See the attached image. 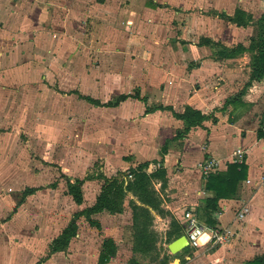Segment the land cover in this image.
<instances>
[{"label":"crops","instance_id":"0c3cea01","mask_svg":"<svg viewBox=\"0 0 264 264\" xmlns=\"http://www.w3.org/2000/svg\"><path fill=\"white\" fill-rule=\"evenodd\" d=\"M263 53L264 0H0V264H99L105 239L116 253L104 264H264ZM186 108L205 119L183 133L174 114ZM210 159L213 176L246 168L214 210ZM144 163L166 173L147 239L127 193L121 213L79 215L67 248L49 253L103 178L131 180ZM67 180L82 181L80 205ZM187 208L227 239L206 231L198 250L170 252Z\"/></svg>","mask_w":264,"mask_h":264},{"label":"trees","instance_id":"16d2710c","mask_svg":"<svg viewBox=\"0 0 264 264\" xmlns=\"http://www.w3.org/2000/svg\"><path fill=\"white\" fill-rule=\"evenodd\" d=\"M264 75V53L260 54L255 67V78L260 79ZM176 118L182 120L185 123L183 133L188 132L192 127L199 126L205 119V116L201 115L197 111H193L190 108H186L182 114H174ZM147 163L140 164L136 168L129 171L131 180H128L127 176L121 175V179L103 178V185L101 192L96 199L95 204L86 209L80 214H76L73 220L69 223L67 228L63 230L60 236L53 240L49 253H56L63 251L67 248L69 240L76 233V218L79 215H85L89 218L93 214L101 213L103 211L110 214H119L123 211V201L127 193H131L137 201L141 204H132V222L135 229V237H141L147 239V225L151 218L149 214V208L157 209L159 206L158 196L153 188V181L160 180L164 184L166 173L164 170L159 169L151 174L146 173ZM246 168L238 164H231L227 166L224 173H218L217 175H209L206 179V189L215 193V198L206 200V206L208 209L214 210L217 205L218 199H231L235 193L236 185L239 180L244 177ZM67 194L72 197L75 204L80 205L83 201L82 197V181L80 180H67ZM28 190L27 192H29ZM91 226H95L99 229L97 221L88 219ZM208 226V225H206ZM210 228H216L208 226ZM147 235V236H145ZM148 251L149 245L146 244L144 248ZM116 253V247L111 239H105L103 241L102 252L99 257V264H104L114 257Z\"/></svg>","mask_w":264,"mask_h":264},{"label":"built area","instance_id":"2783aa9c","mask_svg":"<svg viewBox=\"0 0 264 264\" xmlns=\"http://www.w3.org/2000/svg\"><path fill=\"white\" fill-rule=\"evenodd\" d=\"M216 165L217 162L214 159L207 160L201 170L203 178H207L215 169ZM242 217L243 213H239L238 218L241 219ZM180 219L188 247L193 250H198L201 247L202 237L206 231L210 232L209 242L212 244L223 243L227 239L226 231L223 228H210L201 223L196 212L191 208L185 209Z\"/></svg>","mask_w":264,"mask_h":264},{"label":"rangeland","instance_id":"374dc122","mask_svg":"<svg viewBox=\"0 0 264 264\" xmlns=\"http://www.w3.org/2000/svg\"><path fill=\"white\" fill-rule=\"evenodd\" d=\"M22 157V156H21ZM24 160L22 159L21 160V169H25V167L27 168V169H29V167L28 166H24V162H23ZM27 161V160H26ZM43 169V168H42ZM94 172H95V169L93 170ZM36 172H37V169H36ZM51 172H57L56 174L57 175H55V176H57V178H59V176H60V173H59V169L57 168V167H52V171ZM47 176V175H46ZM116 177H119V175H117ZM45 179H43V180H40V181H38V183H37V185H39V186H41V185H45V184H49L50 182H52L53 180H55V178L56 177H54V175L52 176H47V177H44ZM47 200V199H46ZM124 201H125V199H124ZM133 203L131 202V201H129V207L131 208V205H132ZM167 232H169L168 230H167ZM5 233H4V231L0 228V235H4ZM147 264V263H146Z\"/></svg>","mask_w":264,"mask_h":264},{"label":"water","instance_id":"95a60500","mask_svg":"<svg viewBox=\"0 0 264 264\" xmlns=\"http://www.w3.org/2000/svg\"><path fill=\"white\" fill-rule=\"evenodd\" d=\"M188 247V242L185 237H181L175 242L171 243L169 245V250L172 253L179 252L180 250H183L184 248Z\"/></svg>","mask_w":264,"mask_h":264}]
</instances>
